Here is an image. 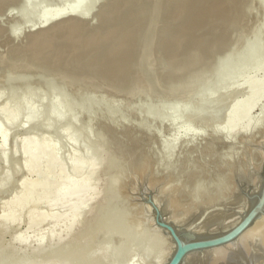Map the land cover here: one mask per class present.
I'll use <instances>...</instances> for the list:
<instances>
[{
	"label": "rangeland",
	"instance_id": "1",
	"mask_svg": "<svg viewBox=\"0 0 264 264\" xmlns=\"http://www.w3.org/2000/svg\"><path fill=\"white\" fill-rule=\"evenodd\" d=\"M263 146L264 0H0V264L164 261V172L223 194Z\"/></svg>",
	"mask_w": 264,
	"mask_h": 264
},
{
	"label": "bare ground",
	"instance_id": "2",
	"mask_svg": "<svg viewBox=\"0 0 264 264\" xmlns=\"http://www.w3.org/2000/svg\"><path fill=\"white\" fill-rule=\"evenodd\" d=\"M86 11H84V10L83 11H81V10L74 11L73 10V11H65V12L55 13V14L51 15L50 17H47L43 21V23L41 22L42 24H40L38 26L34 25L33 28H30L32 26L31 25L29 27L30 29L28 31L29 32L36 31V30L38 31L39 29L50 27L52 24H54L58 21H61V20L66 19V18H72V17L81 21V22H85V23L87 22L88 25H90L89 22L91 20L86 21V18H87L86 16H89V13H86ZM178 12L180 13V11H177V14H179ZM81 19L82 20L84 19V20L82 21ZM90 23H93V22H90ZM94 25H96V24H94ZM100 26H101V24H100ZM102 30H103V28H102ZM19 37H20V35L16 38H19ZM13 38L15 39V37H13ZM98 38H100V37L98 36ZM69 41L67 40V43H69ZM97 41L99 44V41H101V40L98 39ZM224 54L225 53L222 54L223 59L221 61H223L225 59V57L227 56V54H225V55ZM133 56H134V54H133ZM226 62L227 61H225L224 63L226 64ZM222 63H221V65H222ZM225 67L228 68V66H225ZM223 69H224V67H223ZM223 69H222V71L226 70V69H224V70ZM132 77H133V75H132ZM250 109H251V107H250ZM241 123H243V122L242 121L236 122L230 129L234 128L235 126H237ZM261 148H262V146H261ZM263 148H264V146H263ZM215 149H217V151L219 152V150H218L219 148H216V146H215L214 150ZM223 150L225 151V149H223ZM220 151H221V148H220ZM259 151H261V150H259ZM218 154H221V153L219 152ZM227 154H228V152H227ZM187 156L190 159L189 155H187ZM251 156L253 159L252 162H249L251 160V159H249V161L247 163V167L244 168L243 170H239L238 172H236L234 174L232 173L231 170L229 171L227 169V167H226V169L220 168L221 170H223V173H225V174L221 173L222 176L223 175H226V177L228 176L226 179L225 176H223V177H221V175L219 176L220 173L218 175L216 174V176H219L220 178L225 177L224 180L225 179L227 180L226 184L223 183L224 185H226V187L223 186V187H225L222 189V191L224 192L223 194H222V192L219 193V191H214V192L211 191L210 194H208L206 192H205L206 193L205 194L203 192V190H205V189H203L204 185H202L203 187L200 185V182H202V181H200V179L204 178V177L201 178V176L203 174H201L202 172H200V170L203 171V169H202L203 166L202 167L200 166L201 167V169H200L197 166L198 163L197 164L194 163L193 159H191L192 161L188 160L190 162H187V163H186V160H184L185 163L183 164V166L181 165L182 170L180 171V173H182V175L180 174L182 177L177 178L176 175H178V174L175 175L174 173H173V176H171L172 172H173L171 170L172 167H171V169L168 167L170 170L166 168L167 171H165L163 174L162 187L160 188V193L162 194V196L160 198L164 197L165 200L162 201L158 198V196L154 195L155 201L158 204L159 209H160L161 213L163 214L164 218L172 221L174 224H176L178 227H180L182 229L193 231L194 233H196L199 236L207 235V234H211V233H220L222 231L229 229L233 225H235L246 212H248L250 210H252V211L254 210V208L258 204V202H250V200L260 198L262 195L263 189H264V157L262 158V154L260 155V152L254 151V149H253V153L251 154ZM263 156H264V154H263ZM215 157L219 158L218 156H215ZM223 157H224V154H223ZM198 158H200V157L198 156ZM213 158H214V156H213ZM220 159H223V158H220ZM220 159H217V160H220ZM210 160H211V158H210ZM214 160H215V158H214ZM162 161H164V160H162ZM162 161L160 162V164L157 165V167L159 165H161ZM220 161H219V163H221ZM149 163H150V161H149ZM156 163H158V162H156ZM182 163L183 162H181V164ZM175 164H174V166L172 164L173 169L177 168V167H175ZM222 164H224V163L222 162ZM153 166H154V164H153ZM167 166H171V165H167ZM218 166L219 165H217V167ZM221 166H224V165H221ZM158 169L159 168L154 169V170H158ZM166 169H164V170H166ZM179 170H180V168H179ZM204 170H206V169H204ZM207 170H209V169H207ZM204 173H206V172H204ZM206 174L211 175L210 173H206ZM205 177H206V175H205ZM208 178H209V176H208ZM221 180H218V181H221ZM205 182H207V181H205ZM202 183H204V182H202ZM221 183L222 182H220V184ZM235 184H236V186H235ZM219 186L221 189L222 188L221 185H219ZM230 196H232V198L235 199V201L231 202V204L232 203L234 204V202H235V205H236L233 209H231L230 212L228 211L225 215L223 213L221 216V212L220 213H219V211L215 212V210H213V209H212L213 211L209 210L211 206L217 207V206L223 205L224 206L223 208H225V206H226L225 203L230 199ZM229 205H227V206L229 207ZM227 206H226V208H227ZM149 209H150L149 210L150 215L153 214V212H152L153 210H151L150 207H149ZM159 229H161V232H163L162 234H164L166 239L169 241V243L171 245L170 246L171 249L169 247L170 252L168 253V255H166L167 257L165 256L166 257L165 259L163 258L164 261L159 260L155 264H166L167 261L169 260V258L171 257L173 251H174V243L172 242L171 237H169V234L167 233V231L165 232V229L164 230H162V228H159ZM157 231H158V229H157ZM165 237H163V238H165ZM182 264H264V218H257L253 228H251L249 231H247L243 235H240L237 238V242L227 244V245H223V246H219V247L212 248V249H208V250H204V251H200L197 253L189 254L184 259Z\"/></svg>",
	"mask_w": 264,
	"mask_h": 264
},
{
	"label": "water",
	"instance_id": "3",
	"mask_svg": "<svg viewBox=\"0 0 264 264\" xmlns=\"http://www.w3.org/2000/svg\"><path fill=\"white\" fill-rule=\"evenodd\" d=\"M144 202L154 211L155 225L165 229L174 243V251L166 264H182L189 254L237 242L240 235L253 228L257 218H264V189L260 198L250 200V202H258L254 210L246 212L235 225L220 233L201 236L165 219L159 207L154 203L152 193L146 195Z\"/></svg>",
	"mask_w": 264,
	"mask_h": 264
}]
</instances>
